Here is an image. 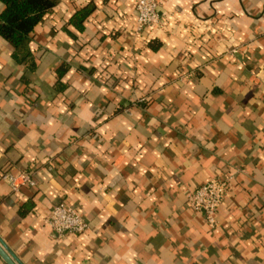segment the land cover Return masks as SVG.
<instances>
[{
  "label": "crops",
  "instance_id": "1",
  "mask_svg": "<svg viewBox=\"0 0 264 264\" xmlns=\"http://www.w3.org/2000/svg\"><path fill=\"white\" fill-rule=\"evenodd\" d=\"M50 1L19 45L0 35L13 261L264 264V0H157L161 24L141 29L132 0ZM228 174L210 227L187 192ZM60 203L89 228L57 237L44 218Z\"/></svg>",
  "mask_w": 264,
  "mask_h": 264
},
{
  "label": "built area",
  "instance_id": "2",
  "mask_svg": "<svg viewBox=\"0 0 264 264\" xmlns=\"http://www.w3.org/2000/svg\"><path fill=\"white\" fill-rule=\"evenodd\" d=\"M132 2L137 14L138 29L161 24L157 0H132ZM3 178L9 182L12 189L35 184L34 179L27 173L16 176L6 173ZM232 178L231 174L211 176L206 182L187 192V206L192 211L202 214L205 223L210 227H216L218 224L217 212L229 194ZM44 222L57 234V237L67 233L80 234L89 228L83 212L65 203L53 205L45 215Z\"/></svg>",
  "mask_w": 264,
  "mask_h": 264
},
{
  "label": "trees",
  "instance_id": "3",
  "mask_svg": "<svg viewBox=\"0 0 264 264\" xmlns=\"http://www.w3.org/2000/svg\"><path fill=\"white\" fill-rule=\"evenodd\" d=\"M5 8L0 13V35L13 45H19L32 31L34 25L53 3L50 0H0ZM83 8L75 20L81 22L86 16Z\"/></svg>",
  "mask_w": 264,
  "mask_h": 264
},
{
  "label": "water",
  "instance_id": "4",
  "mask_svg": "<svg viewBox=\"0 0 264 264\" xmlns=\"http://www.w3.org/2000/svg\"><path fill=\"white\" fill-rule=\"evenodd\" d=\"M0 257L5 261L6 264H16L9 253L5 251V249L2 247L0 243Z\"/></svg>",
  "mask_w": 264,
  "mask_h": 264
}]
</instances>
